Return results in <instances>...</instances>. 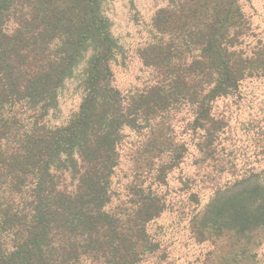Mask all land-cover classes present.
I'll return each instance as SVG.
<instances>
[{"label":"trees","instance_id":"16d2710c","mask_svg":"<svg viewBox=\"0 0 264 264\" xmlns=\"http://www.w3.org/2000/svg\"><path fill=\"white\" fill-rule=\"evenodd\" d=\"M200 10L207 20H194ZM243 21L236 0H167L151 19L162 37L138 50L154 81L128 93L114 82L120 45L106 0H0V264H137L157 251L147 225L165 212L158 187L144 190L136 175L124 186L131 207L105 210L118 194L112 180L124 129L142 132L188 102L200 127L219 130L211 102L264 77V42L254 58L240 48ZM71 82L78 111L48 125ZM150 143L152 155L184 151L160 138ZM161 167L152 173L158 186ZM263 173L246 170L209 200L236 242L248 244L264 228Z\"/></svg>","mask_w":264,"mask_h":264},{"label":"rangeland","instance_id":"374dc122","mask_svg":"<svg viewBox=\"0 0 264 264\" xmlns=\"http://www.w3.org/2000/svg\"><path fill=\"white\" fill-rule=\"evenodd\" d=\"M166 4L167 0H106L111 32L120 45L111 69L122 92L139 91L154 81L156 73L143 66L138 50L162 37L152 29L151 19ZM236 5L244 17L239 47L254 58L259 43L264 42V0H236ZM207 16L200 10L194 20H207ZM75 87L74 82L66 83L58 98V112L54 117L49 114L48 125H64L78 111L81 93ZM212 87H204L201 93L207 94ZM210 113L222 122L214 132L209 124L200 127L201 115L188 102L153 117L142 132L124 129L112 180L118 194L105 210L118 215L121 208L131 207L124 186L136 175L144 190L158 187L166 201L162 216L147 225L158 250L137 264H264V228L253 234L250 243L236 242L227 230L229 221L224 218L219 223L216 210L208 208L214 192L236 176L246 170H264V77L247 78L233 95L214 99ZM158 138L184 151L152 155L149 143ZM176 154L178 159L172 161ZM159 167L166 176L158 186L152 173Z\"/></svg>","mask_w":264,"mask_h":264}]
</instances>
